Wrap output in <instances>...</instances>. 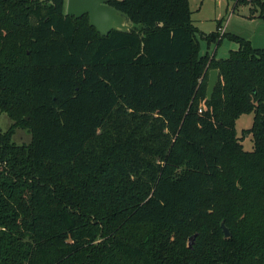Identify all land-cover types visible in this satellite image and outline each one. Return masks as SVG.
<instances>
[{
  "label": "trees",
  "instance_id": "obj_1",
  "mask_svg": "<svg viewBox=\"0 0 264 264\" xmlns=\"http://www.w3.org/2000/svg\"><path fill=\"white\" fill-rule=\"evenodd\" d=\"M107 1L131 33L67 0H0V264H264V48L201 32L190 0Z\"/></svg>",
  "mask_w": 264,
  "mask_h": 264
},
{
  "label": "rangeland",
  "instance_id": "obj_2",
  "mask_svg": "<svg viewBox=\"0 0 264 264\" xmlns=\"http://www.w3.org/2000/svg\"><path fill=\"white\" fill-rule=\"evenodd\" d=\"M235 5V0H190L194 24L201 32L209 34L217 31V24L221 21L224 33L238 34L248 39L253 47L264 48V18L260 17L259 9L248 4ZM200 45L202 54L216 53L218 59L227 58L230 51L239 48L228 37L223 38L220 45H208L205 39H200ZM254 120V114L249 113L242 114L236 122L237 135L244 137L243 147L246 151H252L254 147L252 134L246 133V130L252 128ZM13 124L14 120L0 110V134L7 132ZM13 140L19 145H29L31 133L26 129L16 128Z\"/></svg>",
  "mask_w": 264,
  "mask_h": 264
},
{
  "label": "water",
  "instance_id": "obj_3",
  "mask_svg": "<svg viewBox=\"0 0 264 264\" xmlns=\"http://www.w3.org/2000/svg\"><path fill=\"white\" fill-rule=\"evenodd\" d=\"M66 14L76 19L88 15L90 26L103 36H109L112 31L131 33L134 29V21L124 13L113 9L107 0H67ZM219 81V71L212 70L208 80L207 98L211 99ZM222 228L226 237L231 236L230 229L225 223ZM197 234L190 237V248L194 244Z\"/></svg>",
  "mask_w": 264,
  "mask_h": 264
},
{
  "label": "built area",
  "instance_id": "obj_4",
  "mask_svg": "<svg viewBox=\"0 0 264 264\" xmlns=\"http://www.w3.org/2000/svg\"><path fill=\"white\" fill-rule=\"evenodd\" d=\"M220 30H222V32L224 33L225 32V30H224V28L222 27V28H220ZM200 112H202V110H200Z\"/></svg>",
  "mask_w": 264,
  "mask_h": 264
},
{
  "label": "crops",
  "instance_id": "obj_5",
  "mask_svg": "<svg viewBox=\"0 0 264 264\" xmlns=\"http://www.w3.org/2000/svg\"><path fill=\"white\" fill-rule=\"evenodd\" d=\"M196 26V25H195ZM198 28V27H197Z\"/></svg>",
  "mask_w": 264,
  "mask_h": 264
}]
</instances>
